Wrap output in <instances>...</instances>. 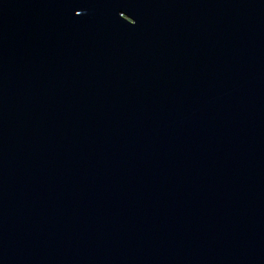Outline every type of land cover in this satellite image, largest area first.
I'll return each mask as SVG.
<instances>
[{"label": "water", "instance_id": "95a60500", "mask_svg": "<svg viewBox=\"0 0 264 264\" xmlns=\"http://www.w3.org/2000/svg\"><path fill=\"white\" fill-rule=\"evenodd\" d=\"M0 264H264V0H0Z\"/></svg>", "mask_w": 264, "mask_h": 264}]
</instances>
